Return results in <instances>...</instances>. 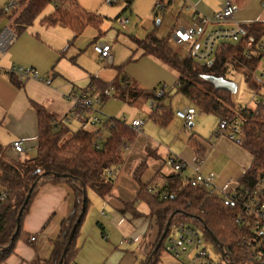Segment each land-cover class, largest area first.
I'll return each instance as SVG.
<instances>
[{"label":"crops","instance_id":"obj_1","mask_svg":"<svg viewBox=\"0 0 264 264\" xmlns=\"http://www.w3.org/2000/svg\"><path fill=\"white\" fill-rule=\"evenodd\" d=\"M22 1H27V4L30 0H0V10L17 4V11H20ZM73 1L78 2L84 10L99 16V26L90 25L82 34L76 36L74 31L65 25H43L41 21L55 10L54 5H48L26 31L15 34L6 52H0V144L8 161L32 159L36 156L39 136L36 105L42 106L52 115L56 128H67L71 133L81 129L88 114L72 112L69 95L75 91L78 94L96 96L99 91L92 90L93 78L110 83L117 78L119 69L122 68L133 84L143 90L164 88L163 91L167 92L168 87L177 86L180 74L155 57L144 55L137 45V40L145 39L150 33L157 35L158 28L164 21L168 28H172L167 37L171 46L175 28L191 26L198 15H215L221 11L226 1H231L238 7L235 21L242 26L264 24L262 0H163L165 9L157 13L154 7L160 0H133L128 10L127 4L122 2L114 4L122 6L117 8L113 7L109 0ZM184 7L190 8L188 14L184 13ZM12 14L13 12L8 14L3 23L11 30L15 27ZM153 15L155 18L161 15L162 20L157 23L153 20L144 32L147 36L139 37V33L138 38L133 35L132 28H129L134 19L132 17L151 22ZM121 16L129 19L125 28L129 34L127 37L120 36L121 30L116 28L119 27L117 19ZM98 41H107L112 45L113 66H102L103 63L94 51V45ZM184 49L188 50V47ZM14 67L34 69L40 77L50 79L51 84L29 78L20 80L16 75H9L8 71ZM12 78L21 86H17ZM147 101L152 109L154 105ZM187 108L195 107L191 103L185 105L183 110ZM101 110L102 119H127L126 104L116 97L103 103ZM128 116H131V122L144 121L140 118L141 109ZM202 121L200 118L198 127ZM220 122L219 119V124ZM171 123L161 126L150 120L140 133L135 131L133 140L123 139L118 147L122 163L119 167L112 168L115 175L110 194L103 198L93 190L88 192L91 207L77 241L78 254L74 261L76 264H146L159 238L160 229L156 220L149 216L148 204L137 199L140 184L134 174L143 161L146 162V167L141 173L140 181L150 184V190L156 192H160L167 185L169 177L176 173L168 164L170 158L192 165L197 155L206 158L201 171L215 174L214 193L223 195L238 188L239 179L247 169L233 160L234 152L229 145L220 140L208 153L201 143L204 141L201 135L203 140L198 142L200 146L197 149L188 146L184 152L179 151L175 145L177 138L168 130ZM102 125L103 123L89 124L88 128L90 132L98 134L97 138L101 144L111 136L109 128H102ZM191 126L194 127L195 124L192 123ZM191 126L189 127L192 128ZM16 140L23 142L27 149L25 155L12 148V143ZM183 175L190 179L195 176V171L189 169L184 171ZM0 188V194H3V188ZM74 204V193L68 185L42 187L24 220L23 229L29 242L20 241L4 264H35L38 260H48L53 252V241L60 235L61 224L70 217ZM32 238L35 240L32 241ZM159 264L187 262L164 251Z\"/></svg>","mask_w":264,"mask_h":264},{"label":"trees","instance_id":"obj_2","mask_svg":"<svg viewBox=\"0 0 264 264\" xmlns=\"http://www.w3.org/2000/svg\"><path fill=\"white\" fill-rule=\"evenodd\" d=\"M132 1L121 2L127 4L128 10ZM26 2H20L22 10L17 11V6L10 12H13L15 34L26 31L48 5H54L55 10L41 21L43 25L62 24L73 30L76 36L82 34L90 25L99 26V16L84 10L73 0H30L27 4ZM109 2L116 4L110 0ZM262 3L264 4V0ZM242 28L246 33L244 40L254 38L259 43L264 39L263 23L243 25ZM137 45L143 50L144 55L155 57L180 74V80L175 88L191 101L197 111L215 115L220 120L229 122L240 120L242 147L252 156V163L240 177L237 189L253 187L260 174L264 172V97L257 100L252 109L237 108L232 99L233 94L216 90L205 77L212 76L232 81L228 79L229 67L241 69L244 71L247 86L258 94L262 85L255 81V77L262 65L263 57L257 55L247 58L242 42L235 45L227 43L225 48L217 51L212 64L204 66L188 57H181L172 48L169 38L161 39L155 33H150L143 40H137ZM12 81L21 86L13 78ZM91 87L92 90L99 91L102 103L116 97L123 103L133 104L145 98L154 105L150 120L161 126H167L173 121L174 114L170 107L163 105L164 99L170 93L164 92V88L143 90L136 87L122 68L119 69L114 81L105 83L93 78ZM105 91H110L111 95H106ZM36 110L39 117V136L34 158L8 161L0 144V186L6 193L5 198L0 194V264H4L11 257L20 241L29 242L23 229L24 220L39 190L47 185L59 184H66L73 190L74 208L70 217L61 224L60 235L53 241L50 258L38 260L35 264H60L70 234L76 227L63 264L74 262L78 254L77 241L81 227L91 207L88 192L93 190L103 198L110 194L114 178L108 176V170L119 167L122 163L118 147L123 139L133 140L136 136L135 130L122 119L103 118L102 128H109L111 136L101 144L96 132L83 128L73 133L67 128L58 129L54 126L52 115L45 108L36 105ZM79 113L84 115L85 112ZM85 118L88 119V115ZM145 167L146 162L143 161L134 174L140 184L137 199L148 204L149 216L156 220L160 229L159 238L146 264L160 263L167 239L183 225L194 226L207 244L212 243L218 252L226 253L236 263L242 262L245 250L241 240L248 233V228L235 223L234 210L225 207L220 198L213 197L209 190L192 187L187 178L177 173L169 177L167 185L158 195L151 194L150 184H143L140 181ZM34 185L31 198L18 224L19 211ZM165 195L168 197L164 198ZM170 219L169 231L166 238L161 240Z\"/></svg>","mask_w":264,"mask_h":264},{"label":"built area","instance_id":"obj_3","mask_svg":"<svg viewBox=\"0 0 264 264\" xmlns=\"http://www.w3.org/2000/svg\"><path fill=\"white\" fill-rule=\"evenodd\" d=\"M113 3H119L122 0H110ZM264 6V4H263ZM17 4L9 5L0 10V52L4 53L10 47L15 33L9 27L3 25L4 19ZM157 12L165 9L163 0L157 3L155 7ZM189 7H184V13L188 14ZM238 7L231 1H226L220 12L213 16L198 15L196 21L188 27L180 26L174 29L172 34V48L178 54L188 47V58L204 65L210 66L219 49L227 43H243L245 55L247 58H253L257 55L263 57L262 65L258 70L255 81L264 85V39L257 43L254 38L244 40L246 33L242 25L235 21V15ZM120 28L125 29L129 24V19L121 16L117 19ZM225 48V47H224ZM94 51L99 56L105 67H111L114 64V53L112 45L107 41H98L94 45ZM9 75H16L23 80L25 78L35 79L47 85L51 84L50 79L42 78L34 69L14 67L8 71ZM261 74V75H260ZM110 96V91H105ZM69 98L72 103V112H87L88 119L82 128L88 130L89 124L101 125L102 100L99 93L96 96L87 94H78L73 91ZM196 109L187 108L178 111L176 115L183 119L187 125L192 124L196 118ZM123 122L129 124L137 133H140L145 125L143 120H133L131 123L127 119ZM228 129L230 131L228 132ZM227 134L229 139L239 145L243 144V137L240 131V120L229 122L221 120L216 136ZM12 148L19 154L25 155L27 149L21 140L12 143ZM206 163L203 155H197L194 163L191 165L183 160L170 158L168 164L177 174L183 175L184 171L192 169L195 176L188 179L192 187H203L209 190L213 197L220 198L223 205L236 212L235 223L248 228V233L242 237L245 255L241 263H236L230 256L224 252H218L219 260L216 261L209 252L208 244L201 233L192 225H183L178 227L175 232L167 239L165 251L175 258L186 260L187 264H264V172L260 174L256 184L253 187L236 189L234 192L218 195L213 192L215 187V174L203 173L202 166ZM113 169L108 170V176L114 177ZM184 176V175H183ZM151 194L158 195L159 192L150 190ZM6 193L2 194V198ZM168 196H164L167 198ZM35 238H32L34 241ZM71 264H76L72 262Z\"/></svg>","mask_w":264,"mask_h":264},{"label":"rangeland","instance_id":"obj_4","mask_svg":"<svg viewBox=\"0 0 264 264\" xmlns=\"http://www.w3.org/2000/svg\"><path fill=\"white\" fill-rule=\"evenodd\" d=\"M157 3L155 4V7ZM113 7L121 8L122 6L114 5ZM132 18L134 19H132L129 28L130 27L132 28L133 35H135L136 37H138L137 34L139 35V33L141 35V36L139 35V37H146L147 34L144 32L149 26H151L153 20H155L156 23L162 20L161 15L160 17H156V18L155 15H153L150 18L151 22H146V20L138 19L136 16ZM116 28L118 30H121L120 36L127 37L129 35L126 32L127 29H120L119 27ZM171 29H172L171 27L170 28L167 27V23L164 21L163 25L159 26L158 28L157 36L161 39L163 38L166 39L169 36ZM180 55L181 57H187L188 50L183 49ZM102 66L105 67L104 63L102 64ZM258 74L259 73H257V75ZM228 79L232 80L238 86L237 92L234 93L232 96L233 102L235 103L237 108L252 109L255 107L257 100H260L261 98L264 97V85L258 83L259 85H262L258 94L257 92L252 91L245 83L244 71H242L241 69L229 67ZM167 93L170 94L164 99L163 105L170 107L171 111L174 113L173 122L171 123L168 130H171L169 132H172V135L175 136V138H177L175 140V145L176 147L179 148V151L184 152L188 146H191V148L195 150L200 146L198 142L204 139V141H201V143L203 144L204 147H206L207 152L209 153L216 147L217 143L221 140L224 142V144L229 145L233 149L235 156L233 155V153L232 156H233V160L236 163L241 164L242 167H245L246 169H248L251 166L252 156L248 152H246L241 145L230 140L227 134L221 136L220 138L214 135V133H216L215 129L219 124V119L217 117H214L213 115H209V114L200 113L198 110L196 113L197 119L192 122L195 124V126L190 128L189 125H187L183 119L179 118L176 115V113L179 109L183 110V107L185 105L191 104V101L187 97L179 93L177 88H175V86L168 87ZM125 104H126V118L128 119L129 122H131L129 118L131 116L128 115L135 114L136 112L139 111V109H141L142 112V116L140 118L144 119L145 124H148L150 122L149 117L152 113V109L148 106V101L145 98L139 99L133 105H129L128 103ZM200 118H202L203 121L200 127H198V122ZM229 131L230 129H228V132ZM201 135L203 136V139L201 138ZM107 136H109V134H107ZM170 150L173 151L172 148H170ZM166 154L167 151L165 152V155ZM0 192H1V188H0ZM208 247L211 255L214 257L216 261H218L219 256L216 247L212 243H209Z\"/></svg>","mask_w":264,"mask_h":264},{"label":"water","instance_id":"obj_5","mask_svg":"<svg viewBox=\"0 0 264 264\" xmlns=\"http://www.w3.org/2000/svg\"><path fill=\"white\" fill-rule=\"evenodd\" d=\"M205 80L208 81L212 86H214L216 88V90H220V91H227V92H230L231 94H234L237 92V84L234 83L233 81H229V80H226L224 78H216V77H212V76H207L205 77ZM192 127V126H191ZM35 185L30 189L29 191V194L27 195L26 199H25V202H24V205L22 206V208L20 209L19 211V214H18V218H17V223L19 224L20 222V219H21V216H22V213L24 212V209L27 205V203L29 202L30 198H31V194H32V191L34 189ZM170 223H171V219L162 235V238L161 240H164L166 238V235L169 231V228H170ZM75 231H76V227L73 228L71 234H70V237H69V240H68V243L65 247V251H64V254H63V257H62V260H61V263L60 264H63V261L65 259V256L67 254V251H68V248H69V245L71 244L73 238H74V235H75Z\"/></svg>","mask_w":264,"mask_h":264}]
</instances>
